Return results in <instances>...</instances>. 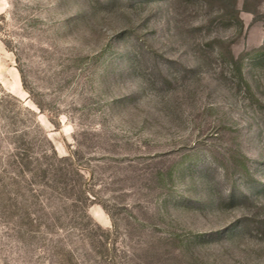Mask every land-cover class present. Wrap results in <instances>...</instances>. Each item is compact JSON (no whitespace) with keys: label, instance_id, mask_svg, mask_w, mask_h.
Segmentation results:
<instances>
[{"label":"rangeland","instance_id":"374dc122","mask_svg":"<svg viewBox=\"0 0 264 264\" xmlns=\"http://www.w3.org/2000/svg\"><path fill=\"white\" fill-rule=\"evenodd\" d=\"M0 264H264V0H0Z\"/></svg>","mask_w":264,"mask_h":264}]
</instances>
